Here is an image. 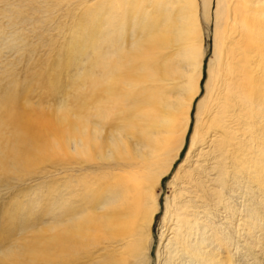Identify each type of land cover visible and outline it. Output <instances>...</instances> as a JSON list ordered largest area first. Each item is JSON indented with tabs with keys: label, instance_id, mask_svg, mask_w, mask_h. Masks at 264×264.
<instances>
[{
	"label": "bare ground",
	"instance_id": "obj_1",
	"mask_svg": "<svg viewBox=\"0 0 264 264\" xmlns=\"http://www.w3.org/2000/svg\"><path fill=\"white\" fill-rule=\"evenodd\" d=\"M70 6L76 8L70 34L77 47L84 48L75 54L76 79L92 78L90 99L95 94L100 98L95 105H86L90 110L94 107L93 113L83 115L77 106L84 103L69 101L61 92L63 87L55 90L54 108L43 118L50 130L44 152L51 143L69 165L68 171L98 166L109 172L103 173L105 182L94 198H82L87 203L92 200L89 204L94 201V208L83 212L78 204L57 217L55 209L45 214L48 219L33 215L39 223L52 217L63 222L58 233L35 236L34 241L50 252L59 248L80 255L79 244L86 239L90 249L95 248L84 255L91 264H147L149 229L160 209L156 188L176 163L159 233L166 250L165 254L161 249L163 264H260L258 250L264 244V0H75ZM203 23L213 25V49L201 92L206 53ZM91 57L97 61H88ZM3 86L0 72V95ZM2 106L0 100L1 177L8 166L6 154L17 160L12 159L14 164L8 167L12 174L20 171L19 166L26 169L29 161L43 165L56 159L57 155L48 160L50 156L43 154L21 158L18 149L7 148L1 139ZM85 178L76 177L87 184ZM107 205V210L96 212ZM16 210L0 216V248L19 229L37 223L22 207ZM81 213L85 214L78 218ZM14 244L8 248L10 254L0 249V264H24L13 253ZM156 250L159 257L160 250ZM246 251L249 254H243ZM81 257L62 260L61 255H50L49 261L36 259L30 264H86Z\"/></svg>",
	"mask_w": 264,
	"mask_h": 264
},
{
	"label": "rangeland",
	"instance_id": "obj_2",
	"mask_svg": "<svg viewBox=\"0 0 264 264\" xmlns=\"http://www.w3.org/2000/svg\"><path fill=\"white\" fill-rule=\"evenodd\" d=\"M65 1H67L66 2L67 4L65 3ZM74 1L75 0H72V1L70 0H13V1L12 0H1L0 1V72L2 73V77L4 79V86L1 91L2 93L3 91L5 93V94L1 93L0 95V100L3 105L2 106V111H3L2 119L3 120H2V127H1V139L5 143H7V148L15 147V149H13L14 151L18 149L17 151L21 158H26V157L31 158L32 156H33L32 158H36L37 156H41V154H43L42 157L46 155L48 158L50 156V158H48V160H50L51 156L53 155L54 156L57 155V157L59 156L58 159L56 157V159L54 158L53 160H50V162L44 163L43 165L33 164L32 161H29L26 169L24 168L20 169V166H19L20 171L16 169L15 174H12L14 172L9 173L8 169L10 168V165L13 166L14 164L13 160L15 159L11 158V156H8L6 154L5 157H8L7 160L9 162L6 161L8 166L6 165L4 168L5 170L3 169L2 171H4L3 174L6 173L5 177H7L6 178L7 180L5 178H2L4 177L3 174H2V177L0 176V178H2L0 179L1 180L0 181V191H1L0 193V216L4 212L5 214L7 212V214L9 215H13L14 213H16V211H18L16 209H21L22 207V209H24L23 211L26 212L25 215L30 216L32 218V222H35V221L37 222L38 218H36L35 216L33 217V215H36L37 217H40V218L42 215L43 217H46V219H48L46 215H48L50 212H53L55 209V212L58 213L56 215L57 217L59 215H64V210L66 211L72 210V208L78 204L81 205L82 209H84L83 212H85L87 211L85 208H88V207L90 208L91 206H93L94 201L93 203L89 204L90 202H92V200L87 203L83 201L82 198H84L86 201H87L86 195L93 196L90 198H94L96 193H98L97 189H99L101 184L105 182V179L103 178V173L109 172V170L107 171L104 168H99L98 166L95 168L93 166L88 171H71V170L68 171V169L66 168H69V165H67L66 161L63 158H60L62 154H56L54 152L56 148L54 146H51V143H50V148L48 149V151L46 153L44 152L46 151L44 148V142H45L44 140L47 137L50 139L49 137L50 130H48V128L46 130V127L43 125V118L50 109L54 108V106L52 105V100L54 99L53 96L55 95V90H58L61 87H63L61 88L62 89L61 92H64L69 96L70 98L69 101H72L73 104H75L76 103L75 101H78V100L84 103L83 105H81L82 107L77 106V111L83 115L93 113L94 107H92L90 110L89 108H87V106L95 105L96 102L99 101V98H100L98 97L99 95L95 94L93 95V99H90L92 98V95L90 96V90L88 87H89V84H91L92 78L90 79V77L86 75L87 77H85L84 79H78V80L76 79V72L74 71V67H75V64L78 65V62L77 63L74 62L75 61L74 58H77L76 55L79 53V51H83L84 48L81 46L77 47L78 46L77 40H73L74 39L73 35L70 34V27L74 25V23L72 22V19H73V16L75 15L74 12H76L74 11L76 8L75 7L72 8L70 6V2H74ZM11 2L14 3V6L15 5L17 6L12 7ZM60 4L63 5L64 8H62ZM68 4L69 6H67ZM17 8L18 10H16ZM19 9L23 10L25 13ZM17 16H20V18H18ZM14 22L16 25L14 24ZM30 27L32 28V30H30L31 29ZM202 27H203V43H204L206 53H205V64L203 65V69H202V75L204 72L205 77L200 82V85L202 88L201 92H203V83L207 77V74H206L207 62L212 57V49H213V39H212L213 38V25L212 23H210L208 26H206L203 23ZM53 30L55 34L53 33ZM8 34L9 36H11L10 42H9L10 37L8 36ZM31 34H33V37ZM13 39H14V42H13ZM17 39H18V42L16 41ZM26 40L27 41L30 40V42L26 44L27 43ZM31 43H32V46H31ZM19 44L21 45V47L19 46ZM68 46H70V48H68ZM14 48H16L17 51ZM72 55L74 56L71 58ZM78 59L80 60L81 58L79 57ZM54 60L57 64H55ZM91 60L95 61L96 58L92 59L91 57L88 61H91ZM88 61L84 62L85 66L87 67L90 65V62ZM96 79H99V78H95V80ZM76 81H79V82L77 83ZM9 92L12 94H10ZM77 96H79V98ZM25 101H27V103ZM7 117H10V118H7ZM109 119L110 118H108V121ZM26 122L28 123L27 125H29L28 128L26 127ZM191 123L192 124H191L190 129L192 130V125L194 123L193 116H191ZM32 126L33 127L35 126L36 128L35 127L33 128ZM107 126H108V123H107ZM190 129L189 131H191ZM188 137H189V134L186 135L185 142L188 141ZM28 141L29 143H26ZM39 150H41V152ZM182 156H183V152L181 151L180 157ZM10 159L11 160L13 159L11 161L12 163H10ZM78 159L80 162L82 158H78ZM15 161L17 162V160ZM54 163L56 164L54 165ZM36 166L37 168H35ZM55 167L57 168V170L55 169ZM175 167H176V163L171 168V171L164 178H162V180L160 181L159 185L156 188L160 192V197H159L160 209L158 213L156 214V216L154 217L151 223V227L149 229V234L151 237V247H150L151 249L149 251V258H148L149 264H159V262L163 264L162 258L165 259L164 256L166 254L165 253L166 250L163 249L164 241H161V238H160L161 234L159 233L163 230L161 220H162V216L164 212V203H165V199L171 194V190L169 188L170 186L168 185L172 179L173 171ZM23 171H26V172L23 173ZM33 171L34 172L36 171L35 174ZM83 175L86 176L84 181L87 182V184L82 182L83 179H79L80 181L76 179V177L78 178V176H83ZM25 180H28V181L25 182ZM88 182H90L91 185ZM15 183L17 184L15 185ZM2 189L4 190L3 192H2ZM60 205H62L63 209L62 207H60ZM94 207L95 206L91 207L90 209ZM109 207L110 205H107L103 209H97L96 212L102 213L105 209L107 210ZM58 209H61V211H59ZM90 209H88V211ZM84 214L85 213H81V215L78 214L79 216L78 218H81L82 216H84ZM59 223H63V222H55L52 217L50 220H48V222L35 223L36 224L35 227L32 226L31 228L24 227L22 230L19 229L20 231L19 230L17 231L18 232L17 235L14 233L15 235L9 237L5 241V243H7L8 245L4 243L3 247L5 245L6 246L0 249L10 254L11 251L9 252L8 248H10L16 241L14 244L16 245V247L15 249H13L14 250L13 253H16L17 256L16 255L15 256L17 257V259H20V261L24 262V264H30L31 261H34L36 259H42V261L43 260L49 261L48 258H50V255L53 258H56L57 255H61L62 260L65 258H69V257L75 258L77 256L82 255V257L80 258L81 261H83L86 264L89 263L87 260V257H85L84 255L87 254V252H94L95 250V248L90 249L92 245L89 246V240L84 239L82 244H79V246H81V248L79 247L80 255L79 254L76 255L75 252L67 254L65 251L61 252L59 248H58V251L50 252L49 247H45V246L40 247V245L34 241L35 236H37L38 238H47L48 235L50 234L53 235V233L54 234L58 233L60 228H62V225H59ZM29 229H31L32 231H30ZM28 230H29V233H28ZM14 236L15 237L17 236L16 237L17 239ZM12 241H13V244H12ZM86 244L88 245L87 247H85ZM158 244H159V248H157ZM76 246L78 245L76 244ZM261 246H259L260 250H258V258H259V263L264 264V244L261 243ZM47 249L49 252L47 251ZM156 249L160 250L159 252L162 256L159 254L160 256L157 257L158 254H156L157 252ZM161 249L163 250L165 254L162 252ZM27 251H29V253H27ZM247 253L248 251L243 252V254H247ZM28 254L30 258L29 262H28L29 258H27ZM18 255L19 256L21 255L22 258L19 257ZM36 264H44V263L37 262Z\"/></svg>",
	"mask_w": 264,
	"mask_h": 264
},
{
	"label": "water",
	"instance_id": "obj_3",
	"mask_svg": "<svg viewBox=\"0 0 264 264\" xmlns=\"http://www.w3.org/2000/svg\"><path fill=\"white\" fill-rule=\"evenodd\" d=\"M204 77H205V74H204V72H203V75H202V77H201V81L203 80Z\"/></svg>",
	"mask_w": 264,
	"mask_h": 264
}]
</instances>
